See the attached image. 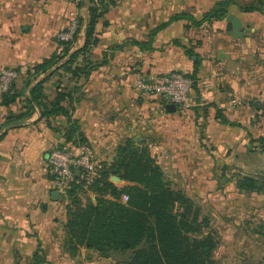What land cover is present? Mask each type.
<instances>
[{
	"label": "crops",
	"instance_id": "obj_1",
	"mask_svg": "<svg viewBox=\"0 0 264 264\" xmlns=\"http://www.w3.org/2000/svg\"><path fill=\"white\" fill-rule=\"evenodd\" d=\"M219 1L225 0H116L96 26V42L76 56V76L70 79L71 72L59 67L86 42L88 0H0V70L19 71L15 101L2 104L0 90V264H29L38 249L49 251L52 264L63 261L59 234L66 200L53 194L48 157L72 143L64 130L68 117L42 111L67 85L76 91V139L84 138L94 149L99 166L111 153L113 139L138 127L139 76L194 75L186 108L169 111L161 96L148 95L152 111L159 117L163 110L164 118L175 123L189 122L191 116L183 118L192 106H199V113L218 108L238 122L256 116L264 102V0H226L227 15L242 21L240 37L228 32L227 15L203 20ZM251 1L257 9L244 11ZM75 8L82 25L69 54L47 71L37 70L53 53H63L56 37ZM179 13L187 16L170 21ZM43 80L44 96L37 104L31 90Z\"/></svg>",
	"mask_w": 264,
	"mask_h": 264
},
{
	"label": "trees",
	"instance_id": "obj_2",
	"mask_svg": "<svg viewBox=\"0 0 264 264\" xmlns=\"http://www.w3.org/2000/svg\"><path fill=\"white\" fill-rule=\"evenodd\" d=\"M115 4L116 0H88L86 42L59 68L71 70L76 74V68L71 69L76 56L79 53H87L96 42V26ZM255 9L257 6L254 4L243 8L244 11ZM228 11L227 1H219L204 15L203 20L223 19ZM186 16L185 13H179L170 21ZM193 20L196 23L201 22L194 18ZM81 25L82 18L80 27ZM164 26L166 25L162 24L155 28L153 34ZM74 41H59L60 46H63V53H53L35 68L47 71L61 62L69 54L70 45ZM197 70L198 61L195 62L193 72L196 73ZM187 76L192 78L194 84V75ZM45 80L37 83L31 90L32 100L37 104L41 103L39 99L44 96ZM14 83L15 81L8 91L2 93V104L7 105L15 101L17 93L14 91ZM64 92L59 91L49 105L44 104L42 115L67 114V108L62 104L67 97ZM222 120L231 122L226 116L222 117ZM71 132L73 133L70 131L66 136L72 145L85 142L84 138L73 141ZM67 147L63 145L58 148ZM113 175L126 184L118 186L111 180ZM77 178L79 181L72 186L68 194L67 217L63 224V231L67 236L66 246L72 255L80 248L102 254L113 250H134L129 260L115 264H213L218 241L210 229L209 218L201 217L200 207L192 198L172 187L149 148L134 137L117 147L113 160L100 165L91 181L81 175ZM248 179L240 181L241 188L248 190L253 187L254 179ZM84 188L96 193L95 201L83 203L79 199L80 190ZM124 196L128 197L127 200H124ZM45 262L44 251L38 249L30 257L29 264Z\"/></svg>",
	"mask_w": 264,
	"mask_h": 264
},
{
	"label": "rangeland",
	"instance_id": "obj_3",
	"mask_svg": "<svg viewBox=\"0 0 264 264\" xmlns=\"http://www.w3.org/2000/svg\"><path fill=\"white\" fill-rule=\"evenodd\" d=\"M253 2L246 4L253 5ZM67 71L71 72L70 79L76 76L73 71ZM65 89L68 121L64 130L73 131L74 141L76 91L72 85ZM139 92L143 107L138 110V127L113 139L111 153L101 165L112 161L117 147L134 137L149 148L172 187L192 198L200 207L201 217L209 218L210 229L218 241L213 264H264V102L256 107V116L245 122L230 120L218 108L210 112L204 107L199 113V106H192L183 118L191 116L189 122L175 123L164 118L163 110L158 117L150 107L154 100ZM250 110L253 112L254 107ZM224 116L231 122L223 121ZM112 177L118 186L126 184ZM248 178L254 179L253 187L241 188L240 181ZM96 197L90 189L80 190L79 199L83 203L95 201ZM59 240L64 246L61 264H115L129 260L134 253V250H113L102 254L80 248L72 255L66 246L65 232L59 234ZM44 255L43 264H52L48 260L49 251H44ZM66 260L69 261L66 263Z\"/></svg>",
	"mask_w": 264,
	"mask_h": 264
},
{
	"label": "built area",
	"instance_id": "obj_4",
	"mask_svg": "<svg viewBox=\"0 0 264 264\" xmlns=\"http://www.w3.org/2000/svg\"><path fill=\"white\" fill-rule=\"evenodd\" d=\"M81 12L75 8L70 12L67 28L57 34V41L75 40L80 27ZM19 77V71L13 68L0 70V90L6 92ZM139 91L149 96H161L167 103L186 108L191 102L193 80L180 71L139 76L135 82ZM48 164L53 175L55 189L66 201L72 186L79 180L78 175L91 181L97 174L99 163L94 149L86 142L67 148H55L48 157ZM124 196V200H127Z\"/></svg>",
	"mask_w": 264,
	"mask_h": 264
},
{
	"label": "water",
	"instance_id": "obj_5",
	"mask_svg": "<svg viewBox=\"0 0 264 264\" xmlns=\"http://www.w3.org/2000/svg\"><path fill=\"white\" fill-rule=\"evenodd\" d=\"M228 23V32L231 33L235 37H240L243 32H242V21L234 14V13H229L226 17ZM167 109L169 111H175L176 110V104L175 103H169L167 105ZM113 179H120L118 176H113ZM54 196L59 195L58 191H54Z\"/></svg>",
	"mask_w": 264,
	"mask_h": 264
}]
</instances>
